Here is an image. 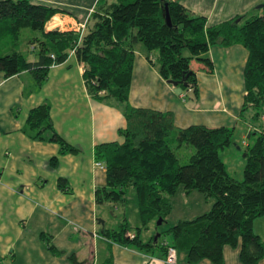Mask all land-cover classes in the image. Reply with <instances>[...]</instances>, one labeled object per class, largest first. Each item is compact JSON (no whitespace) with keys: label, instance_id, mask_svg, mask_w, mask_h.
<instances>
[{"label":"trees","instance_id":"1","mask_svg":"<svg viewBox=\"0 0 264 264\" xmlns=\"http://www.w3.org/2000/svg\"><path fill=\"white\" fill-rule=\"evenodd\" d=\"M166 4L172 26L166 21ZM260 5L255 13L208 26L206 16L193 14L175 0H99L86 29L76 31L47 29L52 17L64 12L60 8L32 0H0V70L6 77L29 71L35 87L40 88L49 68L74 53L85 65L89 93L98 100L114 98L125 104L127 126L120 129L124 142L96 147V159L107 166V185L97 189L96 200L126 203L129 189H135L142 225L132 228L125 219L118 229H106L104 234L112 241L142 251L162 249L166 256L168 238L187 264L204 259L222 264L226 245L240 247L244 264L264 259V239L253 228L254 220L264 216V2ZM25 28L41 34L27 43L28 52L33 49L37 56L34 60L18 50ZM137 43H143L150 53L157 51L160 74L183 91H191L193 98L199 95L197 74L191 67L194 59L212 72L214 63L206 55L210 46L240 43L248 49L246 94L240 112L250 140H246L243 180L228 172L220 156V150L232 144L235 127L177 128L171 113L127 103ZM25 131L34 139L59 143L62 153L78 151L54 128L48 103L30 111ZM174 133L178 146L188 144L195 149L186 164L180 163L171 146ZM65 184L60 178L59 185ZM180 188L186 194L202 193L212 201L211 209L159 231L157 240L153 235L145 241L142 232L150 223L158 219L162 224L168 222ZM70 259L82 264L75 255Z\"/></svg>","mask_w":264,"mask_h":264},{"label":"crops","instance_id":"2","mask_svg":"<svg viewBox=\"0 0 264 264\" xmlns=\"http://www.w3.org/2000/svg\"><path fill=\"white\" fill-rule=\"evenodd\" d=\"M32 1L64 10L52 17L47 29L76 31L81 24L91 22L99 4V0ZM175 1L195 15L206 16L208 26L255 13L257 6L264 2ZM56 18L60 24L48 27ZM206 55L214 63L212 72L199 61L191 63L199 86V95L193 98L191 91H183L160 74L157 51L150 53L143 43H137L127 103L137 108L169 112L177 128L191 125L236 128L242 122L240 112L246 94L244 71L248 49L240 43L216 44L210 46ZM84 71V63L71 54L66 61L52 65L42 87L36 88L31 72L6 77L0 70L2 264H76L70 259L71 255L82 264H167L162 249L142 251L114 242L104 234L106 229H118L120 224L114 219L117 216L112 209L114 206L118 210L117 204L96 200L97 189L107 185V169L96 165V147L124 142L120 129L126 128L127 119L124 103L114 98L98 100L89 93ZM44 103L51 106L56 131L69 145L78 148L77 152L62 153L59 143L34 139L25 131L30 111ZM60 178L66 180V186L59 185ZM181 190L180 204L184 208L180 207V219L173 224L192 220L211 209L212 201L202 193L186 194L183 188ZM189 198H196L198 204L186 207ZM174 206L175 203L173 210ZM124 218L128 219L125 211ZM151 224L145 229L147 233ZM253 228L264 239V216L254 220ZM154 234L150 232L149 238H142L147 241ZM178 264H187L183 254L178 256ZM198 264L215 263L204 259ZM222 264H244L240 260V247L226 245ZM256 264H264V259Z\"/></svg>","mask_w":264,"mask_h":264},{"label":"rangeland","instance_id":"3","mask_svg":"<svg viewBox=\"0 0 264 264\" xmlns=\"http://www.w3.org/2000/svg\"><path fill=\"white\" fill-rule=\"evenodd\" d=\"M57 24H60V21L58 18L55 20L51 21L48 24V27L54 28ZM40 36V32L33 30L31 28H25L22 30L20 39L18 41V50L24 52L25 54L29 55L30 59H34V57H37L32 51L33 49L30 50V53L28 52L27 46H28V40L34 38V36ZM41 38V37H40ZM5 43L10 45V40H6ZM39 50V48H37ZM7 50V49H6ZM9 51H2V53H7ZM188 54V52H186ZM198 63V60L194 59L192 64ZM249 131V127L246 123L240 122L239 125H237L232 144L225 149L220 150V156L224 160L228 172L237 180H243L244 179V169L246 166V159H245V148H246V140L250 141L249 138H247V133ZM176 136L177 134L174 133L171 140H172V148L175 150L177 156L180 159L181 164H186L189 162L191 155L194 152V147L188 144H183L181 146H178L176 142ZM182 189V188H180ZM182 190L178 191L177 194L175 195V206L172 214L169 216L168 222L163 223V224H158L159 220H155L152 222L150 225V232H154V235H157L159 231L167 229L171 224L175 222V220L180 219V207L184 205L180 204V201L183 199L181 196ZM199 195V194H197ZM137 194L135 189L131 188L129 189V192L127 194V202L126 203H120L117 204L118 210L113 206L112 209L115 211L114 216H117L114 219H117L119 224L121 225L125 218H124V211L126 212V215L128 217L127 222L131 225L132 228H135L139 225H141V216H140V211L137 203ZM196 200V201H195ZM198 201L195 198H189V206L193 205V203ZM207 204V203H206ZM116 205V204H115ZM115 221V220H113ZM134 231V230H132ZM147 233V230H144L142 232V237L145 239L149 238L150 234ZM168 239V238H167ZM133 246V245H132ZM136 247V246H133ZM137 248V247H136Z\"/></svg>","mask_w":264,"mask_h":264},{"label":"built area","instance_id":"4","mask_svg":"<svg viewBox=\"0 0 264 264\" xmlns=\"http://www.w3.org/2000/svg\"><path fill=\"white\" fill-rule=\"evenodd\" d=\"M57 26V25H56ZM54 26V27H56ZM87 23H83L80 26V30L84 31L86 29ZM74 54V53H72ZM75 55V54H74ZM96 165L101 169H107L106 163L104 161H96ZM131 236H134V234H131ZM167 246V254L165 256V261L167 264H178V250L176 247L169 245V242L164 243Z\"/></svg>","mask_w":264,"mask_h":264},{"label":"water","instance_id":"5","mask_svg":"<svg viewBox=\"0 0 264 264\" xmlns=\"http://www.w3.org/2000/svg\"><path fill=\"white\" fill-rule=\"evenodd\" d=\"M260 6H261V5H258L257 7H260ZM165 16H166L167 24H168L169 26H172V19H171V15H170L169 8H168V5H167V4H166V12H165ZM169 82L173 83L174 85H178V83H176V82H173V81H169ZM186 85H187V84H186ZM158 220H159L158 224H159V225L162 224V220H161V219H158ZM101 223L104 224V220L101 219ZM159 236H160V233H157V235L155 236V240H157V239L159 238Z\"/></svg>","mask_w":264,"mask_h":264}]
</instances>
